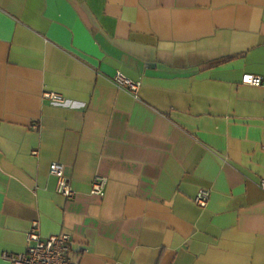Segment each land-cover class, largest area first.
I'll return each mask as SVG.
<instances>
[{"label":"crops","instance_id":"crops-1","mask_svg":"<svg viewBox=\"0 0 264 264\" xmlns=\"http://www.w3.org/2000/svg\"><path fill=\"white\" fill-rule=\"evenodd\" d=\"M248 74L264 78V0H0V264L35 220L71 234L80 264H264V84Z\"/></svg>","mask_w":264,"mask_h":264},{"label":"built area","instance_id":"built-area-1","mask_svg":"<svg viewBox=\"0 0 264 264\" xmlns=\"http://www.w3.org/2000/svg\"><path fill=\"white\" fill-rule=\"evenodd\" d=\"M113 81L118 86L130 91L134 96H138L141 82L132 80L121 71L115 74ZM243 83L262 86L264 84V78L262 76L248 74L244 76ZM42 97L44 100L53 104H67L66 97L56 91L44 90ZM34 128H38V125H35ZM38 154V150L33 151V155L38 156ZM50 172L57 179V192L68 199H73L76 196V192L69 177L65 173L64 164L61 162H52ZM108 181L107 177L97 176L92 183L91 193L104 197L106 195ZM259 185L264 190V178L260 180ZM210 197V190L201 189L195 197V202L199 207L207 208ZM72 242L73 237L69 233H61L43 238L40 232V222L35 220L28 234L27 249L19 253L3 252L2 258L9 264H80L71 257L70 249Z\"/></svg>","mask_w":264,"mask_h":264}]
</instances>
